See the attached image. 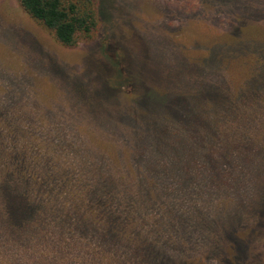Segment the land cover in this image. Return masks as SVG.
Here are the masks:
<instances>
[{"label": "rangeland", "instance_id": "1", "mask_svg": "<svg viewBox=\"0 0 264 264\" xmlns=\"http://www.w3.org/2000/svg\"><path fill=\"white\" fill-rule=\"evenodd\" d=\"M90 3L98 14L95 27L68 46L19 0H0V126L36 129L39 140L68 160L86 157L99 170L104 160L111 177H118V166L140 176L136 153L120 144L118 130L138 129L141 112L151 109L145 99H152L186 134L183 140L203 143L197 162L207 173L184 177L196 188L184 218L206 241L197 239L195 250H187L190 240L180 243L185 236L174 235L165 264L198 256L203 264H220L222 255L233 260L229 264H264V0ZM136 110L143 117L137 125L130 120ZM6 135L1 131V141ZM5 156L0 152V264H152L136 235L61 232L54 217L14 226L1 182ZM75 172L86 176L90 169L79 165ZM167 176V185L177 184ZM142 190L136 186L140 200L154 199L147 212L171 208L158 189L154 195ZM197 210L208 217L197 219ZM143 213L135 226L142 236L149 228L140 221ZM161 238L150 235L147 242Z\"/></svg>", "mask_w": 264, "mask_h": 264}, {"label": "trees", "instance_id": "2", "mask_svg": "<svg viewBox=\"0 0 264 264\" xmlns=\"http://www.w3.org/2000/svg\"><path fill=\"white\" fill-rule=\"evenodd\" d=\"M90 1L19 0L23 9L33 19L51 30L58 42L68 46L76 43L78 33L87 35L96 25L98 14ZM145 100L146 106L151 108L146 114L137 110L134 111L136 115L130 112V120H133L135 125L143 118L141 114L144 115V122L140 123L138 129L127 134L118 130V136L122 138L120 144L128 145L136 153V165L141 172L140 176L122 172L118 166V177H111L107 169L109 163L104 160L103 170L102 165L99 170L97 163L87 162L86 157L80 161L75 158L68 160L59 154L56 156L54 147L51 150L45 140H39L35 134L36 129H15L10 124H5L4 129L0 126V134L1 131L7 133L5 140L1 141L0 137V152L5 151L6 154L1 182L3 181V192L9 195L7 212L12 224L24 229L27 223H36L37 219L43 217H54L58 220L61 232L73 230L83 234H96L107 239H115L117 236L130 239L131 235H136L142 242L138 248L147 253L152 264H165L164 255L174 250L172 243H169L174 235L185 236V239L179 237L180 243L190 240L188 243L190 248L187 247V250H195L193 248L197 239L206 241L207 237L199 238L201 230L197 229L200 232L194 233L191 230L193 226L190 228L184 218L191 212V206L186 210L184 205L190 204L188 197H193L196 191L194 185L187 184L184 177L197 178L199 175L204 177L207 174L204 173L203 166L198 164L203 143L183 140L181 137L186 134L179 130V127H173L164 112H157L156 102L147 98ZM64 132L56 131V134H61L60 141L66 136ZM33 136H36V140L31 142L30 138ZM51 143L53 144V141ZM211 157L210 159L219 165L220 160L214 155ZM118 163L121 164V161L118 160ZM79 165L89 167L90 174L75 177ZM52 169H55V173L51 172ZM167 175L174 176L177 184L167 185ZM153 177L159 178L156 181L157 186H152ZM220 179L223 178L220 176ZM136 186L137 190L144 189L140 193L148 192L153 195L158 189L161 195L167 197L171 208L163 204L152 209H159L158 214L151 213V210L147 212L153 206L154 199L148 194L140 200L136 195ZM150 187H154L155 190L149 191ZM117 189L118 192L114 193L113 191ZM140 210L145 212L140 221L146 219L142 224L149 227L148 230H144L143 236L138 234V229L135 228L138 226L137 217ZM196 214L200 220L208 217L206 213L202 215L198 210ZM149 230L151 233L146 234ZM249 232L244 230L243 233L247 235ZM229 234L231 236V231L226 238H229L227 237ZM150 235H159L162 238L157 242L148 243ZM229 240L233 242L231 238ZM158 254L161 255L160 258ZM219 259L220 264H229L233 261L226 255L220 256ZM202 262L203 257L198 256L182 261L181 264H203Z\"/></svg>", "mask_w": 264, "mask_h": 264}]
</instances>
